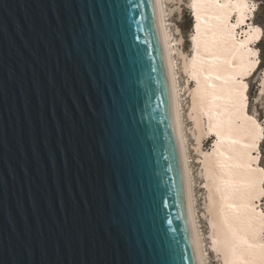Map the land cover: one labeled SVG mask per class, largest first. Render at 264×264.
I'll use <instances>...</instances> for the list:
<instances>
[{
	"label": "water",
	"instance_id": "95a60500",
	"mask_svg": "<svg viewBox=\"0 0 264 264\" xmlns=\"http://www.w3.org/2000/svg\"><path fill=\"white\" fill-rule=\"evenodd\" d=\"M0 264H197L155 0H0Z\"/></svg>",
	"mask_w": 264,
	"mask_h": 264
},
{
	"label": "bare ground",
	"instance_id": "6f19581e",
	"mask_svg": "<svg viewBox=\"0 0 264 264\" xmlns=\"http://www.w3.org/2000/svg\"><path fill=\"white\" fill-rule=\"evenodd\" d=\"M250 4L249 0H192L196 33L194 53L187 58L177 47L183 39L173 37L169 29L164 0H155L197 264H207L208 253L196 211L175 55L182 57L184 72L196 83L188 86L189 118L201 156L207 194L203 217L209 224L211 249L221 264H264V211L259 206L264 197L260 151L264 131L248 111L246 81L259 65L252 43L263 38V30L248 21L254 15ZM247 23L243 38L238 30ZM209 138L215 139L213 148L204 151Z\"/></svg>",
	"mask_w": 264,
	"mask_h": 264
},
{
	"label": "rangeland",
	"instance_id": "374dc122",
	"mask_svg": "<svg viewBox=\"0 0 264 264\" xmlns=\"http://www.w3.org/2000/svg\"><path fill=\"white\" fill-rule=\"evenodd\" d=\"M251 2L250 5L251 9H256L259 5L260 0H249ZM165 2V10H166V19L173 37L175 36L176 39H183L182 43L179 44L177 47L181 49V51L186 54L187 58L192 57L194 50H193V39L196 33L195 31V14L193 11L192 0H164ZM254 6V7H253ZM232 19V21L236 22V17ZM254 15L248 18V21L253 22ZM251 22V23H252ZM255 24V23H254ZM244 25L243 27L239 28L242 29L239 31L240 36L245 38L242 33L246 30ZM245 34V33H244ZM246 35V34H245ZM262 38H260L261 41ZM252 46L257 51V58H258V67L256 71L252 74L250 73L247 78L248 84V96H249V105L248 111L250 114L254 115L257 120L261 123L264 131V95L262 92V86L264 81V43L258 45L257 41L252 43ZM258 48V49H257ZM175 63H176V70H177V79H178V86L181 93V101H182V113H183V120H184V127L187 136V147L189 153V161L192 167V175H193V186H194V194L196 198V211L198 216V221L200 225V230L202 234V238L204 241V247L207 250V264H221L220 260L218 259L217 255L211 249L210 245V238H209V224L205 217H203V213L205 212V206L207 201V194L206 189L203 188L204 181L201 177V165H200V155L195 149V137L193 135V122L189 118V107L191 102L190 94L188 93V86H195L194 81H189L190 77L184 72L183 69V59L181 56L175 55ZM256 73V74H255ZM253 74H255L253 76ZM215 142L214 138H209L208 140L204 141V151H210L213 148V144ZM261 164L264 168V140L261 141ZM259 206L263 208L264 211V197L259 203Z\"/></svg>",
	"mask_w": 264,
	"mask_h": 264
},
{
	"label": "trees",
	"instance_id": "16d2710c",
	"mask_svg": "<svg viewBox=\"0 0 264 264\" xmlns=\"http://www.w3.org/2000/svg\"><path fill=\"white\" fill-rule=\"evenodd\" d=\"M253 23L261 27L263 30V38L259 41L258 45L264 43V0L259 1V5L254 12Z\"/></svg>",
	"mask_w": 264,
	"mask_h": 264
}]
</instances>
